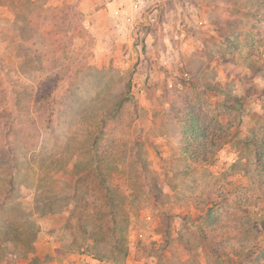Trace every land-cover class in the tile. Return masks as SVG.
<instances>
[{
	"label": "rangeland",
	"instance_id": "374dc122",
	"mask_svg": "<svg viewBox=\"0 0 264 264\" xmlns=\"http://www.w3.org/2000/svg\"><path fill=\"white\" fill-rule=\"evenodd\" d=\"M182 1L0 0V264H264V1Z\"/></svg>",
	"mask_w": 264,
	"mask_h": 264
},
{
	"label": "crops",
	"instance_id": "0c3cea01",
	"mask_svg": "<svg viewBox=\"0 0 264 264\" xmlns=\"http://www.w3.org/2000/svg\"><path fill=\"white\" fill-rule=\"evenodd\" d=\"M176 1H178V2L180 1V3L183 2L182 0H176ZM254 1H256V4L254 5L255 8L260 10V12H258V15H259L260 13L263 12L262 8H263V1L264 0H258V1L254 0ZM203 2L204 3L201 4L200 6L190 7L189 9H191V11H193L195 13L196 17H199L198 15H200V18H198L197 21H200L201 24L206 25L203 27V28H205L204 30H206V28H207L206 32H207L208 38L205 40H212L211 42L206 41L208 46H209L208 47L209 51L212 54L214 53V55H217L215 50H217V52H220L223 50L225 44L230 43V36H231L230 32L233 31V26L230 24L231 23L235 24L236 22H239V18L236 16V14H234V10L238 11V9H241L242 13H244V14L249 13V11L252 10V0H240L241 4H243L242 6H237L236 4H234L232 2V0L231 1H229V0H203ZM158 7H160V8L157 10L163 9L162 5H157V8ZM181 7L182 6L180 4L178 6L179 15H180L179 10L181 9ZM6 10H8L6 7H3L0 5V14H3L4 11H6ZM214 15H217V16H214ZM213 17H217L218 24L215 25L214 20H211ZM209 19H210V21H209ZM181 21H182V19H179V21L177 22L178 27H179V24ZM181 23H183L185 25L184 21H182ZM240 27L241 26H237V29H239ZM167 30H168V28H167ZM259 32H261L263 34L264 33V27H263V29H260ZM160 41L162 42L163 39L161 38ZM164 42L168 45V38L167 37H165ZM199 42L200 41L197 40L196 49L201 47L199 45ZM185 46L189 47V49H191V51H188L189 56H194L193 54L195 52V47L190 45V41H189V43H188V41H186ZM196 52H195L196 57L200 56L199 50ZM206 71H208L207 75L209 76L210 69L206 68ZM37 256L44 257L43 255H40L39 253H37ZM25 261H27L28 263L29 262L31 263L32 259H28Z\"/></svg>",
	"mask_w": 264,
	"mask_h": 264
},
{
	"label": "trees",
	"instance_id": "16d2710c",
	"mask_svg": "<svg viewBox=\"0 0 264 264\" xmlns=\"http://www.w3.org/2000/svg\"><path fill=\"white\" fill-rule=\"evenodd\" d=\"M259 201L264 202V197H261L259 199ZM240 204H243L241 201H239ZM255 204H244V206H242L243 209H248L250 207L257 209V206L255 207ZM15 226V225H14ZM10 229V228H9ZM14 229V227L12 228ZM117 229V226L115 224L114 226V231L113 233H116L117 231H115ZM256 230V229H255ZM264 231V228L262 229ZM10 231L12 232V230L10 229ZM7 233L5 236V238L3 239V243L2 247H0V249H6V250H11L10 247H13L14 250H12L17 257H19L21 260H28V259H32V262L36 259V250L34 247V242H33V238L30 241H26L24 240L23 236L16 234L14 235L13 232L12 233ZM11 234V235H10ZM84 244L79 245L80 248L83 249ZM116 248H114L115 250ZM90 255H93V257L95 259L101 260L104 258V255H99V254H94L91 252V250L89 251ZM122 253V252H121ZM120 253L118 260L120 262H123L124 260V256H122V254ZM124 255L127 253L126 249L123 251ZM111 255L117 256L114 252L111 253ZM115 258L117 257H112V261L115 260Z\"/></svg>",
	"mask_w": 264,
	"mask_h": 264
},
{
	"label": "built area",
	"instance_id": "2783aa9c",
	"mask_svg": "<svg viewBox=\"0 0 264 264\" xmlns=\"http://www.w3.org/2000/svg\"><path fill=\"white\" fill-rule=\"evenodd\" d=\"M129 10H117L115 16L126 22L130 27L135 29L136 21L134 19V13L139 11L142 7V0H129Z\"/></svg>",
	"mask_w": 264,
	"mask_h": 264
}]
</instances>
